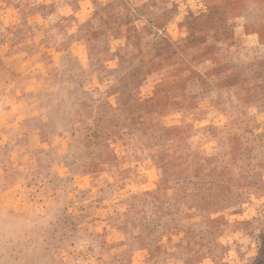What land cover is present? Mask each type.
<instances>
[{
	"label": "rangeland",
	"instance_id": "rangeland-1",
	"mask_svg": "<svg viewBox=\"0 0 264 264\" xmlns=\"http://www.w3.org/2000/svg\"><path fill=\"white\" fill-rule=\"evenodd\" d=\"M0 264H264V0H0Z\"/></svg>",
	"mask_w": 264,
	"mask_h": 264
}]
</instances>
